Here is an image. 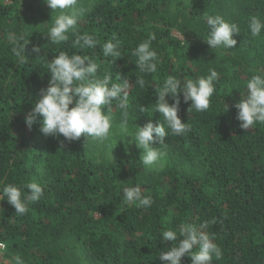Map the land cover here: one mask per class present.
I'll use <instances>...</instances> for the list:
<instances>
[{
    "label": "trees",
    "instance_id": "16d2710c",
    "mask_svg": "<svg viewBox=\"0 0 264 264\" xmlns=\"http://www.w3.org/2000/svg\"><path fill=\"white\" fill-rule=\"evenodd\" d=\"M79 3L86 13L77 31L94 35L95 48L73 46L75 36L60 45L49 42L44 31L53 10L45 0H0V193L7 184L26 186L34 180L44 190L39 201L28 202L24 215H17L6 199L0 201V243L6 244L9 264L16 255L25 264H163L160 252L177 242H164L162 231L178 232L184 223L199 228L205 221L204 231L214 234L223 252L212 264H264V124L242 129L235 107L247 80L264 73V31L253 37L248 27L253 16L264 21V0ZM205 13L238 23L235 48H210ZM113 33L121 41L117 60L105 57L101 47ZM11 35L29 39L27 62L15 55ZM152 36L157 71L145 74L131 52ZM37 45L39 54L31 51ZM61 51L92 58L100 77L110 74L113 82L132 83L128 113L133 128L163 123L154 111L156 88L169 75L183 81L215 68L219 79L206 111L189 112L191 102L184 103L181 93L178 114L191 130L165 137V166L151 171L140 161L142 150L127 143L132 138L121 139L115 128L109 140L88 141L82 135L69 142L42 134L39 120L28 127L25 116L51 78L48 63ZM138 77L145 80L143 88L135 83ZM168 101L174 102L171 95ZM116 103L114 125L123 119ZM103 110L107 113L108 106ZM136 184L152 197L150 207L124 202L123 188ZM22 194H28L26 187ZM182 264H192L191 257L182 258Z\"/></svg>",
    "mask_w": 264,
    "mask_h": 264
},
{
    "label": "clouds",
    "instance_id": "9594fccd",
    "mask_svg": "<svg viewBox=\"0 0 264 264\" xmlns=\"http://www.w3.org/2000/svg\"><path fill=\"white\" fill-rule=\"evenodd\" d=\"M45 3L53 10L51 23L44 31L50 37L49 42L60 45L68 42L70 36H75L73 46L80 49L97 47L99 41L94 35L77 31V25L86 13L79 0H45ZM54 13L58 14L53 15ZM202 20L209 29L205 40L212 50L235 48L237 40L234 36L241 33L238 23L229 22L220 15L207 13ZM248 27L253 37H259L264 31V21L253 16L248 22ZM154 38L152 36L139 43L131 52V55L136 57L135 64L141 73L150 74L157 71V52L151 47ZM9 40L14 44L13 51L19 61L27 62L29 55L26 54V45L29 39L25 41L23 35H11ZM120 45L121 41L113 33L101 46L104 56L114 60L120 58ZM31 51L39 54L41 48L38 45L33 46ZM98 68L96 61L87 55H69L61 51L48 63L47 72L51 73V78L48 86L40 90L38 98L34 100V106L27 112L26 124L31 128L39 120L42 134L63 136L69 142L78 140L82 135L88 141L109 140L115 134V128L121 139L132 138L127 143H135L142 150L140 161L145 169L151 171H162L165 166V137L181 136L191 130L190 124L182 122L178 114L181 93L184 103L191 102L189 112L193 109L196 112L206 111L210 107L219 79L215 68H210L206 75L183 81L169 75L162 86L156 88L158 101L154 111L161 114L163 123L160 121L154 124L149 121L144 126L137 124L138 126L133 128L129 125L128 113V89L132 83L128 79L113 82L110 74L100 77ZM135 83L143 88L145 80L138 77ZM169 95L174 99L171 104L168 101ZM113 101L117 102L115 107L121 110L123 116L118 125H114L111 114ZM103 106H108L107 113L104 112ZM228 107L227 105V110ZM235 107L238 110L236 118L241 122L242 129L249 130L256 124H264V73L252 75L247 80L246 90L241 92V98ZM140 110L145 112L143 107ZM156 143L160 146L154 147ZM23 187L27 188V195L22 194ZM43 195V187L34 180L26 186H3L0 201L6 199L14 206L17 215H24L28 211V202H37ZM122 195L124 202L129 206L148 208L153 204L152 197L144 194L140 184L124 187ZM208 223L205 221L199 228L191 223H184L179 226L178 232L171 228L162 231L164 242H177L166 251L160 252L159 259L163 264H182V258L186 255L191 257L192 264H212L214 258L220 260L223 252L215 242L214 234L210 235L204 231ZM13 260L14 264H25L20 255L13 257Z\"/></svg>",
    "mask_w": 264,
    "mask_h": 264
},
{
    "label": "rangeland",
    "instance_id": "374dc122",
    "mask_svg": "<svg viewBox=\"0 0 264 264\" xmlns=\"http://www.w3.org/2000/svg\"><path fill=\"white\" fill-rule=\"evenodd\" d=\"M5 1V0H4ZM173 33L179 38L183 39L184 37L177 31H173ZM0 264H9V259L5 252L0 251Z\"/></svg>",
    "mask_w": 264,
    "mask_h": 264
},
{
    "label": "built area",
    "instance_id": "2783aa9c",
    "mask_svg": "<svg viewBox=\"0 0 264 264\" xmlns=\"http://www.w3.org/2000/svg\"><path fill=\"white\" fill-rule=\"evenodd\" d=\"M14 0H5V3H12ZM0 251L5 252L6 251V244L0 243Z\"/></svg>",
    "mask_w": 264,
    "mask_h": 264
}]
</instances>
